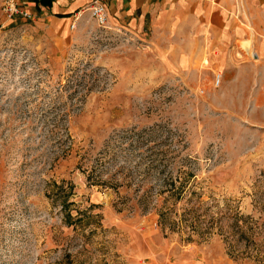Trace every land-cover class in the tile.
I'll return each instance as SVG.
<instances>
[{"label":"rangeland","instance_id":"1","mask_svg":"<svg viewBox=\"0 0 264 264\" xmlns=\"http://www.w3.org/2000/svg\"><path fill=\"white\" fill-rule=\"evenodd\" d=\"M83 23L0 0V264H264V65L121 79Z\"/></svg>","mask_w":264,"mask_h":264},{"label":"crops","instance_id":"2","mask_svg":"<svg viewBox=\"0 0 264 264\" xmlns=\"http://www.w3.org/2000/svg\"><path fill=\"white\" fill-rule=\"evenodd\" d=\"M23 1L34 17L47 21L59 47L72 34L78 11L83 10L76 21L80 27L90 17L85 8L91 0ZM105 5L109 25L129 33L137 45L122 56L112 49L104 60L121 79L142 71L161 77L207 68L226 80L231 70L264 65V0H106ZM121 81L112 88L116 93Z\"/></svg>","mask_w":264,"mask_h":264},{"label":"built area","instance_id":"3","mask_svg":"<svg viewBox=\"0 0 264 264\" xmlns=\"http://www.w3.org/2000/svg\"><path fill=\"white\" fill-rule=\"evenodd\" d=\"M106 0H91L90 5L85 8L90 13V17L95 21L98 32L93 33V37L95 39H100L102 35L106 37V47H112L114 43H118L119 41H127L133 42L134 38L127 32L122 30H118L113 28L109 25V17L107 8L105 5ZM2 10L9 18H16V17H24L26 19H33L34 14L25 9L20 0H2ZM83 10L78 11L75 17L73 18V22L71 24V28L74 29L77 26V20L82 16ZM110 50V49H107ZM85 64L82 65L81 73L83 76L88 77L90 80H100L103 79V84L112 85L114 82L113 74L107 71L106 75L104 74V70L100 71V76L97 75L95 70H92L91 73H87L84 71ZM97 68V67H96ZM219 82V77L218 80Z\"/></svg>","mask_w":264,"mask_h":264}]
</instances>
